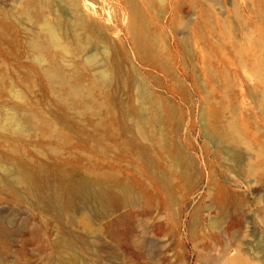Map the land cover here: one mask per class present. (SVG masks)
Wrapping results in <instances>:
<instances>
[{
  "label": "rangeland",
  "instance_id": "obj_1",
  "mask_svg": "<svg viewBox=\"0 0 264 264\" xmlns=\"http://www.w3.org/2000/svg\"><path fill=\"white\" fill-rule=\"evenodd\" d=\"M221 2L165 0L164 15L156 9L148 10L163 36L161 44L168 52L176 75L187 85L188 97L177 91L173 78L155 69L149 72L132 54L127 24L129 7L125 0L84 2L87 11L102 26L106 42L98 40L93 46L89 45L86 51L100 59L108 45L116 63L121 65L123 79L118 80L110 91L116 111L123 113L124 102L130 98L137 104V91L144 81L160 98H169L183 118L182 124L167 122L166 129L172 141L180 143L195 159L201 178L199 187L184 194L178 218L172 213L165 191L158 187L144 168L135 167L129 154L118 157L96 140L85 139L72 131L71 138H75L65 145L41 135L39 138L35 132L29 136L27 132L28 142L24 143V148L21 145L22 152L19 150V153H14L13 144L9 141L8 144L0 136L2 166H10L18 157H22L30 165L41 162L51 172V169L59 166L66 168L72 176L79 177L83 170L94 164L101 171L114 173L123 182L131 181L138 192V198L115 204L107 210L88 198L75 196L74 204L68 206V210L60 216L54 217L26 201L16 200L8 190L0 188V264H55L58 255L64 252L65 240L71 241L79 250L81 256L78 264H202L200 255L208 254L220 260L235 251L229 230L222 231L229 223H244L247 229L246 245H257L264 239L263 230L259 232L264 223V181L257 182L253 177L239 174L245 171L247 163L256 162L253 151L262 142L259 137L264 135L259 130V124L264 125V25L261 15L264 0ZM51 3L58 8L62 21L60 30L65 32L63 23L70 18L69 10L60 6L58 0H51ZM0 10L7 16L6 26L16 37L15 48L22 57L19 62L15 57L8 56L6 49L10 45L0 43V68L11 77L9 80L15 83V88L28 90L34 106L47 110L43 113L48 116L50 107L43 98L46 96L44 91L35 84L28 87L27 84H31L28 81L26 83L24 80L27 86L21 83L23 63L32 64L35 68L39 66L27 55L31 52L28 38L39 27L23 18L15 0H0ZM206 13L215 14L221 25L227 26L229 33L226 35L222 32L223 26L211 29L204 18ZM180 16L188 24L179 25L176 21ZM48 17L56 20L51 12H48ZM62 31L63 40L70 41L69 31L67 34ZM183 38H187V42ZM188 50L191 62L187 61ZM92 72L86 73V82ZM257 73L262 78H257ZM154 74L161 76L163 87H155ZM2 100L7 101L5 97L0 98V102ZM204 107L216 109L221 116V126L233 116L243 119L251 143L244 142L237 147H229L228 144L215 146L201 119ZM132 121L131 115L124 119L128 126ZM157 128L154 126L156 132ZM88 130L92 131L91 126ZM118 139H122L121 142L126 140L121 134H118ZM236 155L243 163L240 170V163L233 159ZM46 180H50L51 185L65 186L67 183L50 172ZM214 181L231 188L235 198L241 201L238 210L230 209L223 213L218 208L207 211L203 207L209 201L207 194ZM64 199L68 200L67 192ZM199 204H202V224L198 228L199 237L195 238L190 233L189 224L195 205ZM72 209H87L91 222L86 223L82 215L73 219ZM102 247L106 250L101 251ZM93 249L99 250V255L96 256ZM149 257L154 258L153 263Z\"/></svg>",
  "mask_w": 264,
  "mask_h": 264
},
{
  "label": "bare ground",
  "instance_id": "obj_2",
  "mask_svg": "<svg viewBox=\"0 0 264 264\" xmlns=\"http://www.w3.org/2000/svg\"><path fill=\"white\" fill-rule=\"evenodd\" d=\"M15 1L20 7L23 18L26 17L29 22L39 27L37 32L28 38L31 52L27 53L39 66L35 68L32 64L23 63L21 65L23 82L21 83L25 84L28 81L31 83L27 84L28 87L29 85L32 87V84L39 86L40 90L44 91L46 96L43 98H46V104L50 108L49 113L46 112L49 115H45L43 112L47 110L43 111L40 109L41 106L40 108L37 107L38 105L34 106L35 103L31 101L28 90L15 88V83L9 80L11 77H8L6 71L0 68V98L5 97L7 100L0 102V136L13 144L14 153H19L22 144L24 148V143L28 140L27 132L29 136L35 132L39 134H37L39 138L41 135L45 139L48 137L56 143L65 145L72 143L71 140L75 138H71L70 131H72L84 138L96 140L107 151H111L118 157H126L129 154L135 167L144 168L154 178L158 187L165 191L172 213L178 218L180 202L186 192L199 187L201 171L195 159L180 143L173 142L167 132V122L183 123L176 105L169 98L165 100L160 98L141 80L137 91V104L130 98L129 101L124 102L123 113L119 114L118 110L116 111L110 91L118 80L123 79L121 65L116 63L108 45L105 46L106 50L100 59H96L93 53L88 52L89 50L86 51L89 45L93 46L98 40L106 42L103 28L99 21L87 11L88 7L84 5L85 0H58L59 5L69 10L70 14L66 24L63 23L65 32L60 30L62 27L60 14L51 0ZM212 1L217 4L222 3L221 0ZM125 2L129 7L127 24L132 54L149 69V72L155 69L173 78L177 91L188 97L187 85L181 77L176 75L168 52L161 44L163 36L148 12L151 8L164 15L165 0H125ZM48 12L56 16L55 21L48 17ZM261 15L264 25V10ZM204 18L211 29L215 30L223 26L222 32L226 35L229 33L227 26L221 25L220 19L215 14L206 13ZM6 21L7 16L0 10V43L9 44L10 47L6 49L7 55L15 57L20 62L22 57L15 48L17 39L7 28ZM176 22L179 25L187 23L181 16ZM61 31L64 34L69 31L70 41L63 40ZM187 40L183 38L184 42ZM188 56L187 61L191 62L189 50ZM88 71L93 72L86 82L85 76ZM257 78L262 76L257 73ZM152 79L155 87L164 86L161 76L154 74ZM6 105L9 106V110L6 109ZM128 115L133 117L130 126L124 122L125 118L128 119ZM201 119L210 140L217 147L222 144L237 147L244 142L251 143L243 119L233 116L227 124L221 126L219 113L216 109L212 110L208 107L202 110ZM89 126L92 131L88 130ZM154 126L158 127L157 132ZM263 127V124H259V130L264 133ZM118 134L124 135L126 140L121 142L122 139H118ZM259 139L262 142L253 151L258 161H250L245 171L239 172V174H246L247 177H253L257 182L264 181V135ZM233 159L237 164L240 163L238 167L240 170L243 166L241 160L239 161L240 158L236 155ZM228 160H230L229 157ZM99 169L92 164L90 168L83 170L82 175L75 177L66 168L57 166L51 169L53 171L51 172L41 162L30 165L22 157H18L10 166L0 165V188L8 190L16 200L26 201L54 217L68 210V206L74 204L75 196L88 198L103 210L138 198V192L131 181L123 182L114 173ZM229 169H231L230 166ZM49 172L54 173L58 178L62 177L63 181L66 180L65 186L55 183L51 185L52 182L46 180ZM66 192L68 193L67 201L64 199ZM207 197L209 201L203 206L207 211L218 208L226 213L230 209L240 208L241 201L235 198L231 188L218 181H214L210 186ZM200 206L202 207V204L195 205L189 224L190 233L195 238L199 237L198 228L200 229L202 224ZM81 215L86 223L91 222V214L89 215L87 209L71 210L73 219ZM206 220L209 219L206 218ZM227 230L233 237L232 247L235 251L224 255L220 260L208 254L200 255L202 264H264V239H261L257 245H246L244 239L247 229L244 223H229L227 228L222 229L223 232ZM262 230L264 233V223L259 232ZM105 250L106 248H101V251ZM63 251L58 255L55 264L79 263L78 259L81 255L71 241L65 240ZM98 252L99 250L93 249L96 256L99 255ZM149 258L153 263L154 258Z\"/></svg>",
  "mask_w": 264,
  "mask_h": 264
}]
</instances>
